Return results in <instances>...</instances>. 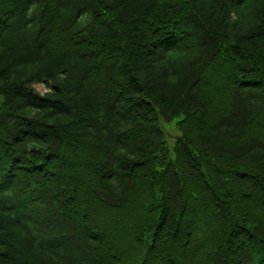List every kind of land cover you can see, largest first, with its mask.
<instances>
[{"label": "trees", "instance_id": "1", "mask_svg": "<svg viewBox=\"0 0 264 264\" xmlns=\"http://www.w3.org/2000/svg\"><path fill=\"white\" fill-rule=\"evenodd\" d=\"M0 264H264V0H0Z\"/></svg>", "mask_w": 264, "mask_h": 264}, {"label": "rangeland", "instance_id": "2", "mask_svg": "<svg viewBox=\"0 0 264 264\" xmlns=\"http://www.w3.org/2000/svg\"><path fill=\"white\" fill-rule=\"evenodd\" d=\"M33 89L35 92L39 93V94H44L46 92V88L41 85V84H36L33 86ZM165 132L170 135V136H175L176 132L174 130V126L173 125H167L165 126Z\"/></svg>", "mask_w": 264, "mask_h": 264}, {"label": "water", "instance_id": "3", "mask_svg": "<svg viewBox=\"0 0 264 264\" xmlns=\"http://www.w3.org/2000/svg\"><path fill=\"white\" fill-rule=\"evenodd\" d=\"M29 147H30L31 151L35 150V145L34 144H30Z\"/></svg>", "mask_w": 264, "mask_h": 264}]
</instances>
